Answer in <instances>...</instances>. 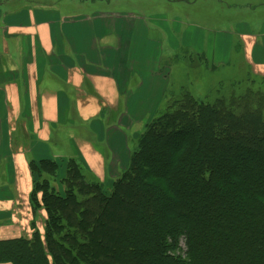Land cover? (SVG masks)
<instances>
[{
    "label": "trees",
    "instance_id": "1",
    "mask_svg": "<svg viewBox=\"0 0 264 264\" xmlns=\"http://www.w3.org/2000/svg\"><path fill=\"white\" fill-rule=\"evenodd\" d=\"M180 103L147 123L111 186L76 160L31 162L44 233L34 224L31 239L0 241V261L264 264V113Z\"/></svg>",
    "mask_w": 264,
    "mask_h": 264
},
{
    "label": "crops",
    "instance_id": "2",
    "mask_svg": "<svg viewBox=\"0 0 264 264\" xmlns=\"http://www.w3.org/2000/svg\"><path fill=\"white\" fill-rule=\"evenodd\" d=\"M94 5L0 0V241L31 239L34 224L44 233L46 214L31 203V162L76 160L111 186L128 169L130 139L168 91L151 26ZM234 14L246 61L264 78V0ZM223 35L206 26L200 44L194 34L185 43L220 66L230 41Z\"/></svg>",
    "mask_w": 264,
    "mask_h": 264
},
{
    "label": "rangeland",
    "instance_id": "3",
    "mask_svg": "<svg viewBox=\"0 0 264 264\" xmlns=\"http://www.w3.org/2000/svg\"><path fill=\"white\" fill-rule=\"evenodd\" d=\"M250 1L91 0L98 12L131 14L141 18L146 26H151L152 32L149 34L155 38H150L148 32L146 34L149 40L159 46V73L166 77L168 85V91L165 89L166 94L162 97L155 117L170 109H178L183 97L187 95H193L197 101L208 104H229L233 100L242 108H260L264 113V78L252 72L236 36L240 25L236 22L234 11L242 10ZM206 26L214 31L223 29V37L230 40L223 65L207 63L185 43V36L194 34L200 44ZM171 42L176 43L174 49L169 47ZM135 144L136 140L130 139L131 152ZM63 173L62 167L60 177L51 181L58 189ZM106 190L109 191L108 188ZM181 247L186 251L184 241H181Z\"/></svg>",
    "mask_w": 264,
    "mask_h": 264
}]
</instances>
